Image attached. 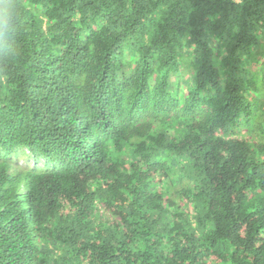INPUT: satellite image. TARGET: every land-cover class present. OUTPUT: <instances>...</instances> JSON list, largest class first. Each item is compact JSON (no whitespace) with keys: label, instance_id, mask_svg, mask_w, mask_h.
Segmentation results:
<instances>
[{"label":"trees","instance_id":"1","mask_svg":"<svg viewBox=\"0 0 264 264\" xmlns=\"http://www.w3.org/2000/svg\"><path fill=\"white\" fill-rule=\"evenodd\" d=\"M15 2L0 264H264V0Z\"/></svg>","mask_w":264,"mask_h":264},{"label":"clouds","instance_id":"2","mask_svg":"<svg viewBox=\"0 0 264 264\" xmlns=\"http://www.w3.org/2000/svg\"><path fill=\"white\" fill-rule=\"evenodd\" d=\"M16 15L15 0H0V35L12 30Z\"/></svg>","mask_w":264,"mask_h":264},{"label":"rangeland","instance_id":"3","mask_svg":"<svg viewBox=\"0 0 264 264\" xmlns=\"http://www.w3.org/2000/svg\"><path fill=\"white\" fill-rule=\"evenodd\" d=\"M22 155L24 156L25 154H22ZM23 156H15L13 159L15 161H18L23 166H28V165L32 166L34 164L33 160H29V159H27V157H25V156L23 157ZM39 163L41 166H43L44 160L42 159Z\"/></svg>","mask_w":264,"mask_h":264}]
</instances>
